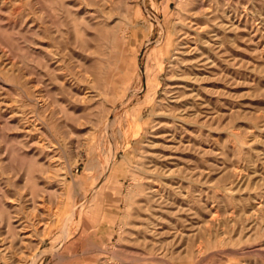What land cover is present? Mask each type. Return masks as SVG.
<instances>
[{"label": "rangeland", "instance_id": "374dc122", "mask_svg": "<svg viewBox=\"0 0 264 264\" xmlns=\"http://www.w3.org/2000/svg\"><path fill=\"white\" fill-rule=\"evenodd\" d=\"M0 264H264V0H0Z\"/></svg>", "mask_w": 264, "mask_h": 264}, {"label": "bare ground", "instance_id": "6f19581e", "mask_svg": "<svg viewBox=\"0 0 264 264\" xmlns=\"http://www.w3.org/2000/svg\"><path fill=\"white\" fill-rule=\"evenodd\" d=\"M188 25H189L188 32L184 33V35H185L184 39L188 38L187 42L185 43L184 49L182 50L181 48H177V51H175L177 53V55L186 57L185 58L186 59L185 60L186 61V63H185V70H186L185 72L186 73H184L185 75H183V77L181 78V81L179 82L178 86L176 87L175 92L172 93V94H174V96L172 97L170 95L174 99V101H173L174 103L172 105V109L169 110L171 112L169 113V111H168V113L164 114V116H163L165 118V120H164L165 125H170L175 120H177V119L179 120L180 118H182L184 113H182L180 111V109L183 106L187 105V100L189 98V90L198 84L199 72L197 70L198 69L197 64L201 61L198 60L199 58L197 57L196 54H197V51L199 50V46H200L199 35L201 33L200 30L202 27L200 28L199 22H197L196 18H190ZM189 104H190V102H189ZM187 112H188V110H187ZM182 124L186 125L183 122H182ZM162 134L163 135H161V139L164 141V140H166V136L164 135L165 133H162ZM169 140H171V139H169ZM166 142H168V141H166ZM160 144H156L155 151L149 152L147 154V157H145L147 160V163H146L145 168L142 170V176H143V180H145L147 182H153L154 183V181H155L154 179H156V177H158L160 175V174H158V170L160 169L158 167V163L161 160V158L163 159L166 157V156L163 157V155H161L160 152L158 151V149H160V147L162 146ZM163 145H165V144H163ZM163 165H165V164H163ZM148 191H149L148 199L149 198L153 199V197L158 193V189H153V187H150V186L148 187Z\"/></svg>", "mask_w": 264, "mask_h": 264}]
</instances>
